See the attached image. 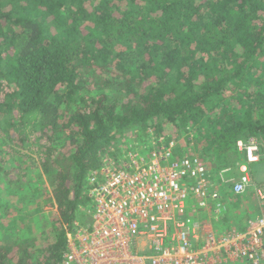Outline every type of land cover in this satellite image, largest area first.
<instances>
[{"label":"trees","instance_id":"obj_1","mask_svg":"<svg viewBox=\"0 0 264 264\" xmlns=\"http://www.w3.org/2000/svg\"><path fill=\"white\" fill-rule=\"evenodd\" d=\"M169 125L216 174L264 142V0H0V196L56 208L0 237V264H59L90 173Z\"/></svg>","mask_w":264,"mask_h":264},{"label":"built area","instance_id":"obj_2","mask_svg":"<svg viewBox=\"0 0 264 264\" xmlns=\"http://www.w3.org/2000/svg\"><path fill=\"white\" fill-rule=\"evenodd\" d=\"M175 146L160 136L139 149L124 147L116 159L103 158L88 177L90 224L75 229L74 223L59 264H264V214L222 235L205 229L194 216L198 208L219 218V185L197 157H175ZM236 151L242 156L237 177L220 174L218 182L230 183L231 193L240 196L254 186L252 166L264 167V142L239 139ZM260 185L253 191L264 203ZM199 229L204 240L194 247ZM140 242L147 251L137 250Z\"/></svg>","mask_w":264,"mask_h":264},{"label":"rangeland","instance_id":"obj_3","mask_svg":"<svg viewBox=\"0 0 264 264\" xmlns=\"http://www.w3.org/2000/svg\"><path fill=\"white\" fill-rule=\"evenodd\" d=\"M148 128V129H147ZM147 130H144L142 132H140L141 135H139V132H134L136 135L135 138L129 139L132 140L130 142H125L126 144L121 145L120 147H116L117 145H114V148L112 150H110V152L108 154H106L103 158H112V159H116L118 155H120L121 153V149L122 147L124 148L125 146L127 147H132V149H139L141 148V146H145L146 144H151L155 138H158L160 136L164 137L166 141H170L173 140L176 143L175 149L173 150L172 154H174L175 157H182L185 155L188 156H195L197 157V155H199L198 153V148H197V144L196 139H195V134L196 132L194 131L193 128H186L183 129L184 127H177L176 125H169L168 127H160L161 129H163L162 133H157L152 126L147 127ZM151 130V131H148ZM148 132V135H146L145 133ZM159 134L156 135V137H154L155 135L153 134ZM120 151V152H119ZM198 158V157H197ZM199 159V158H198ZM9 162V161H8ZM204 162V161H202ZM236 162V160H235ZM204 164L206 165L208 171H209V175H210V180L213 183L218 184V179H219V175L222 174L223 176H225L227 174L228 171L231 170L232 166L227 167L225 169V175L223 174V172H218V174H216V172L213 171L212 165L207 166V164L204 162ZM220 164V163H219ZM218 163L215 165L214 169H218ZM253 172L255 173L256 179L258 178V174H257V169L261 170V178L258 181H262L264 180V167L261 165H253ZM40 170V168H39ZM222 171V170H221ZM229 174V173H228ZM35 175L37 177H40L42 179V182H33L32 186H31V190H37V195H39V198L37 200L40 199V196L42 195L43 197L41 198V202L45 201V197L51 196L52 194V186H49L48 183L46 182V179L44 180L43 175L39 172V174H36L35 171ZM227 176V175H226ZM26 177L29 179H33L35 181V179L33 177H31L30 173H28L26 175ZM224 178V177H223ZM225 179V178H224ZM260 182H258L257 185L260 184ZM255 183V181H254ZM262 183V182H261ZM256 186V185H254ZM253 187H251L252 192H249L250 196H247V198L245 199H241L243 201H241L240 199H237L235 197L234 198H230L229 202H227V206L224 204V201L221 203V207H220V213L218 214V217L220 218H224V224L227 226V228L225 229L224 232H227L226 230L228 229L230 230H236V229H241V228H237L239 227H244V225H246L249 221V217L251 216V213L256 211V207H255V203H253L251 200V197L256 201V205L259 206V211L258 213L264 214V203L262 201L259 200V198L256 195V192L253 191ZM262 185H259V187H261ZM1 188H3V185H0ZM30 190V191H31ZM32 191L30 194H32ZM39 202V201H38ZM189 204H194V201H188ZM229 203V204H228ZM51 205H39L38 207L35 206V203L31 202L29 204H25L22 200L18 199V197H13V198H9V195H2L0 196V237H6L5 241L8 240H12L9 237H7L6 235H9L11 232L14 233V231L18 232L21 228H24L25 224L29 221V222H33L36 226H35V231L39 232V230L42 229L41 227V222H39L37 220V216L40 213L42 207H43V213H47L49 216L51 215L52 212H55L54 210L55 205L52 206V201L50 203ZM251 205V208H248V205ZM261 205V206H260ZM213 208H215V205H212ZM90 207V201L86 198H83V200H81L76 208H75V212L73 215V220L74 223H78L77 227H74L75 229L78 228H87L88 224H90V217H87V211ZM235 207L237 209H235ZM200 209L197 208V211H199ZM256 214V213H254ZM260 216V215H258ZM23 217H27L28 220H23ZM227 217V218H226ZM213 218V217H211ZM226 218V219H225ZM214 220V218H213ZM24 222V225L22 224ZM73 223V225H74ZM212 223L215 225L216 222L212 221ZM211 223V224H212ZM212 225V226H214ZM23 226V227H22ZM242 227V228H243ZM231 228V229H229ZM224 232L222 233H218V235H222L224 234ZM32 232H28V234L26 235V241L32 237ZM67 234H71V229L68 231ZM34 236V235H33ZM147 247V244L142 246V243L140 242L137 246V250L138 251H147L148 249H145Z\"/></svg>","mask_w":264,"mask_h":264},{"label":"crops","instance_id":"obj_4","mask_svg":"<svg viewBox=\"0 0 264 264\" xmlns=\"http://www.w3.org/2000/svg\"><path fill=\"white\" fill-rule=\"evenodd\" d=\"M248 138H250V137H246V138H243L242 140H247ZM237 154H238V159L236 160V162H234L233 163V165H232V168H231V170L230 171H228L227 173H229V174H233L231 177H234V178H236L237 177V171H236V168H235V164L237 163V162H240L241 160H242V156L237 152ZM257 174H258V180H260V178H261V170L260 169H257ZM224 175H225V173H224ZM224 177H227V180L230 178V177H228V176H224ZM257 179H255V183H253V185H256V186H259L260 184H261V182L263 183L264 182V180H262L261 182L260 181H258ZM221 182V181H220ZM258 182H260V184L259 185H257L258 184ZM218 185H219V193L221 194V196H222V198H223V201L225 202V205L227 206V202H229V200H230V198H234L235 199V197L237 198V199H245V198H247V196H250L249 194V192H252V188H249V190H247L243 195H240V196H235V195H233L232 193H231V191H230V186H231V184L230 183H218ZM249 191V192H248ZM236 200V199H235ZM241 201H243V200H241ZM250 201H252L253 203H255V209H256V211L255 212H253V213H251V216L248 218V219H254L256 216H258V215H260L261 213H258L257 214V212L259 211L258 209H259V206L258 205H256L257 203H256V201L251 197V200ZM229 204V203H228ZM251 205L252 204H250V205H248V208H251ZM261 206V205H260ZM235 209H237L236 207H235ZM254 213H256V214H254ZM211 217H213L214 218V216L211 214V215H208L206 212H204V211H202V210H199L196 214H195V216H194V218L197 220V222L199 223V224H201L202 223V226H205V227H207V228H205V229H211V230H215V231H217V233H222V232H224L225 231V229L227 228V226L224 224V218H214V220H213V218H211ZM227 218V217H226ZM225 218V219H226ZM212 221H215L216 222V224L214 225L213 223H212ZM212 223V224H211ZM212 225H214V226H212ZM243 227V226H242ZM242 227H237V228H242ZM229 229H231V228H229ZM226 231H229L228 229L226 230ZM225 233V232H224ZM203 240H204V233H203V231H202V229H199L198 230V233H197V237H195V238H192V240H191V242H192V244L194 245V247H199V246H201V244L203 243ZM145 249H148V247H146ZM220 264H224V263H220ZM228 264H233V263H228Z\"/></svg>","mask_w":264,"mask_h":264}]
</instances>
